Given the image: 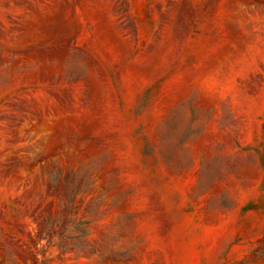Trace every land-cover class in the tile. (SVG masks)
<instances>
[{"label":"rangeland","instance_id":"rangeland-1","mask_svg":"<svg viewBox=\"0 0 264 264\" xmlns=\"http://www.w3.org/2000/svg\"><path fill=\"white\" fill-rule=\"evenodd\" d=\"M0 264H264V0H0Z\"/></svg>","mask_w":264,"mask_h":264}]
</instances>
